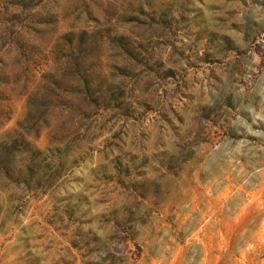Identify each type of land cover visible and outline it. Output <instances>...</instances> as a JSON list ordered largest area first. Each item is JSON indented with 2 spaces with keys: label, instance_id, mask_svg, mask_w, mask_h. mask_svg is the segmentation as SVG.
<instances>
[{
  "label": "rangeland",
  "instance_id": "rangeland-1",
  "mask_svg": "<svg viewBox=\"0 0 264 264\" xmlns=\"http://www.w3.org/2000/svg\"><path fill=\"white\" fill-rule=\"evenodd\" d=\"M193 98L195 138L173 128L165 140L160 120L171 125L174 106ZM261 101L264 0H0V234L19 228L16 247L25 255L17 260L25 264H135L142 241L127 220L107 229L102 216L103 239L85 230L92 223L83 208L88 198L71 171L69 149L95 141L111 165L95 169L98 177L135 172L138 195L171 212L194 172L208 176L202 161L210 166L226 151L240 162L264 155V123L247 131L236 124L227 133L232 143L215 131L227 109L239 108L251 123L248 108L258 110ZM42 134L47 147L37 142ZM25 219L28 227L21 226ZM207 231L203 242L193 236L179 253L185 264H234L236 256L264 261V251L242 250L247 234L229 243L215 228ZM33 239H47L45 255L29 250ZM177 239L185 244L182 233Z\"/></svg>",
  "mask_w": 264,
  "mask_h": 264
},
{
  "label": "clouds",
  "instance_id": "clouds-1",
  "mask_svg": "<svg viewBox=\"0 0 264 264\" xmlns=\"http://www.w3.org/2000/svg\"><path fill=\"white\" fill-rule=\"evenodd\" d=\"M207 83L204 81L205 99L200 102L201 107L207 101ZM237 87L240 88V92H243V87L239 85ZM25 103H27L26 100ZM184 105L188 106L186 110H182ZM196 105V98L185 99L180 105L174 106L177 108L176 114L169 115L171 125L160 120L164 126L165 140L174 135L173 128L179 130L181 137L195 138L199 119V114L194 111ZM239 112V108L235 112L227 109L215 128V131L227 143H232L227 133L232 131L236 124H240L247 131L253 125L258 127L259 123H264V115L261 114L264 113V101H261L258 110L248 108L252 117L251 123ZM153 115L155 116L156 113ZM232 117L235 119L233 120ZM258 134L264 135V133ZM236 135L243 137L244 133L236 130ZM37 142L47 147V138L43 134ZM69 152L68 163L71 171L81 177L79 191L88 198V203L83 205V208L89 213L85 219H91L92 223L86 225L85 230L91 227L96 235L103 239L105 230L100 226L102 216L107 218L108 223L104 226L107 229L113 228L117 221L127 220L128 226H134L140 233L137 242L142 241L143 252L135 264H185L179 253L184 251L193 236L197 241L203 242L208 236L207 229L212 228L216 229L214 235L222 236L229 243L234 235L243 237L247 234L242 250L245 252L252 249L264 251V155L258 156L254 162L248 160L240 162L236 156L226 151L210 166L205 167L206 162L202 161L201 167L208 172V176L201 178L198 172H194L192 185L182 192V203L177 204L169 212L167 204L154 205L138 195V190L133 187L135 172L132 175L119 177L113 172L111 179L105 175L98 177L94 172L95 169L101 165L109 167L111 165L101 158V148L96 145L95 141L85 146L82 151L73 152L69 149ZM149 165L160 167L151 160ZM142 171H145L148 176L154 175L148 166H145ZM120 179L124 180L123 185L118 182ZM136 179L140 178L136 177ZM101 192L104 193L103 199L98 202ZM238 192H243L244 195L240 198L239 204L233 205L230 202ZM60 194L68 195L69 192L61 190ZM125 205L131 211H125ZM134 205L139 206V212L136 211ZM241 208L246 211L243 216L240 215ZM141 217L144 220L143 226L140 223ZM169 217H171L170 221ZM29 224L30 221L25 219L21 226L28 227ZM221 226H225L226 230H223ZM39 231L41 229H36V232ZM18 233L19 228H14L0 234V264H25L24 261L17 260L19 256L25 255L22 246L16 247ZM181 233L185 244H181L177 239ZM30 243L36 246L29 249L34 256L45 255L42 245L47 243V239H33ZM48 259H51V255H48ZM42 264H47V261H43ZM76 264H81V260L78 259ZM126 264H131V262L128 261ZM201 264H207V261L202 259ZM234 264H249L248 257L245 256L241 261L239 256H236ZM261 264H264V261Z\"/></svg>",
  "mask_w": 264,
  "mask_h": 264
}]
</instances>
